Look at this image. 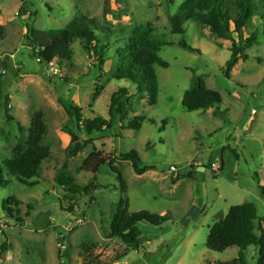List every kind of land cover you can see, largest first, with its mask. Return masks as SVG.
<instances>
[{"label": "rangeland", "instance_id": "rangeland-1", "mask_svg": "<svg viewBox=\"0 0 264 264\" xmlns=\"http://www.w3.org/2000/svg\"><path fill=\"white\" fill-rule=\"evenodd\" d=\"M183 2L0 0V75L12 116L7 119L0 105V165L12 158L16 145L26 147L31 116L37 111L43 112L46 125L42 144L50 149L38 185L24 186L2 175L7 183L0 187V247L5 243L8 252L0 264H222L237 257V248L215 253L205 242L209 227L233 206L252 203L258 219L264 217L259 190L264 187V20L247 22L243 36L257 31V43L247 50L249 60H239L227 79L223 70L230 41L213 37L193 21L184 23L183 35L172 34V19ZM30 12L39 32L63 29L80 17L92 19L95 34L108 49L123 46L136 28L150 29L165 44L159 56L169 65L155 66L156 104L149 105L129 82L112 78L109 51L104 64H97L78 40L70 46L72 60L38 63L25 38ZM181 40L194 52L182 49ZM193 77L221 95L218 108L225 118L214 117L215 108L183 109L181 99ZM120 89L127 90L130 100L126 119L68 158L70 136L64 127L69 121L59 102L72 100L84 118L108 120L110 98ZM134 118L144 119L139 131L128 129ZM93 149L112 157L134 150L151 169L137 175L129 162L115 160L126 184L121 194L108 164L95 175L79 170ZM192 170V178L173 183ZM62 173L87 187L86 193L60 187L56 178ZM120 199L127 200L129 213L147 211L169 219L158 227L138 224L137 248L110 239ZM61 240L67 246L64 253ZM245 259V264H256V247L246 249Z\"/></svg>", "mask_w": 264, "mask_h": 264}, {"label": "trees", "instance_id": "trees-1", "mask_svg": "<svg viewBox=\"0 0 264 264\" xmlns=\"http://www.w3.org/2000/svg\"><path fill=\"white\" fill-rule=\"evenodd\" d=\"M34 17L35 13L30 12L25 27V38L32 58L38 63L49 65L54 61L72 60L70 46L75 40H78L82 43L85 52L92 53L96 57L97 64H104L106 53L109 51L113 55L114 61L112 78L129 82L139 95L147 97L149 105L156 104L158 82L155 66L167 68L169 65L159 56L161 48L165 44L152 37L150 29L136 28L124 40L123 46L108 49L107 44L99 41L95 34L92 19L80 17L63 29L39 32L33 28ZM254 17L264 20V0H184L180 10L172 19L171 31L173 35H183L184 23L193 21L201 27L208 28L213 37L230 41V56L223 70V75L229 79L230 72L237 62L249 60L247 50L257 43V31L247 38L243 36L247 22ZM1 29L0 27V37H2ZM233 36H236V39ZM179 46L184 50L194 52L183 40L179 42ZM192 83V87L182 96L183 109L195 112L215 108L213 116L225 118V112H221L218 108L222 102L221 95L208 89L201 78L193 77ZM9 103L10 98L3 91L2 76L0 75V105L3 106L6 118L11 120ZM59 103L69 121L64 130L70 136V145L67 148V157L70 159L77 157L87 145L91 144L94 136L103 137L111 127H118L126 119L127 107L130 106L125 89H120L111 96L108 120L99 116L90 119L84 118L81 114L82 110L72 100H61ZM143 121V118H134L128 129L139 131ZM45 135L44 114L42 111H37L31 116L26 147L22 148L20 145H16L12 152V158L4 160L0 165V187L7 183L2 178L3 173L24 186L38 185L41 165L50 156V149L42 144ZM115 160L129 162L137 175H142L151 169L142 165L138 153L134 150L112 157L93 149L84 159L79 170L95 175L101 166L108 164L111 172L116 175L119 192L123 194L126 191V184L121 172L114 165ZM222 166L221 163V167L217 170H221ZM193 173L192 170L187 175H178L172 181L176 183L183 178H192ZM56 182L69 193H86L88 190L87 187L82 188L75 185L64 173L56 178ZM259 190L264 198V187L259 186ZM14 203L18 204L16 200ZM6 213L12 217L11 209H7ZM168 219L167 214L157 215L147 211L129 213L127 200L120 199L110 224L108 238L119 239L123 244L137 248L140 245L138 224L146 223L158 227ZM263 224L264 217L258 219L256 208L252 203L233 206L229 208L223 219L209 227L205 242L206 248L215 253H223L233 247L237 248V257L222 264H245V251L248 247L253 246L257 249L256 264H264ZM7 252L8 247L3 243L0 247V260Z\"/></svg>", "mask_w": 264, "mask_h": 264}, {"label": "built area", "instance_id": "built-area-1", "mask_svg": "<svg viewBox=\"0 0 264 264\" xmlns=\"http://www.w3.org/2000/svg\"><path fill=\"white\" fill-rule=\"evenodd\" d=\"M171 171H174V169L171 168ZM69 229H70V227L65 228L66 231L69 230ZM60 237H61V239L63 238V236H60ZM63 239H64V238H63ZM61 241H63V242L61 243L60 248L63 249V250H65V249L67 248V246H66L64 240H61Z\"/></svg>", "mask_w": 264, "mask_h": 264}, {"label": "water", "instance_id": "water-1", "mask_svg": "<svg viewBox=\"0 0 264 264\" xmlns=\"http://www.w3.org/2000/svg\"><path fill=\"white\" fill-rule=\"evenodd\" d=\"M200 170H202V168H199Z\"/></svg>", "mask_w": 264, "mask_h": 264}]
</instances>
